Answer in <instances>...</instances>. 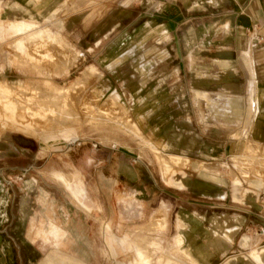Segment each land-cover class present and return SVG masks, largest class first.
<instances>
[{
    "label": "rangeland",
    "instance_id": "374dc122",
    "mask_svg": "<svg viewBox=\"0 0 264 264\" xmlns=\"http://www.w3.org/2000/svg\"><path fill=\"white\" fill-rule=\"evenodd\" d=\"M16 1L0 0V22L9 35L0 43V157H12L0 161V180L12 196L11 225L7 231V225L0 226V235L15 250L10 256L0 243V264H41L49 252L40 242L25 241L29 220L43 192L48 193L60 223L72 234L75 244L71 249L86 264H151L149 243L137 247L134 242L132 246L124 235L137 230L140 236L160 239L165 249L173 245L172 238L178 232L174 227L176 210L171 211L170 227L164 233L142 229L158 211L150 208L175 200L166 192L182 197L176 188L164 183L158 153L167 159L187 160L172 167L169 175L191 179L187 189L194 194H186V199L245 208L232 200L231 177L236 185L241 183L235 169L239 165L245 188L251 187L264 206V187L257 184L264 183V161L238 164L231 160L230 149L223 161L203 157L205 151L178 149L192 139L202 141V133L207 142L216 136L222 138L210 128L220 126L218 121L225 122L227 115L207 107V100H216L218 110L224 111L226 98L220 102L215 98V87L200 86L201 78L221 77L216 51L222 46L217 40L222 38L208 37L207 23L201 18L215 12L204 0H45L15 13L11 7ZM10 23L23 31L14 32ZM64 61L72 63L58 76ZM93 68L100 76L86 77ZM136 75H140L141 84ZM57 90L64 97L54 100L53 115L48 95ZM199 92L204 95L199 96L202 116L197 109L192 116L190 109L180 113L178 107L183 110L190 100L196 103ZM43 95L48 100L41 98ZM55 116L66 122L54 123ZM92 116L104 120L96 121ZM174 143L177 149L169 150ZM107 152H111V159ZM121 155L125 161H118ZM250 155L264 158L260 149L250 151ZM204 164H223L224 168L218 171L212 167L216 169L209 173ZM77 170L96 208L91 215L81 211L52 178L54 172L69 176ZM219 192H227L228 197L219 200L215 196ZM260 215L264 217V212ZM188 230L185 225L181 233ZM226 234L218 227L204 233L202 245L206 239L215 248L212 263L264 264L263 223L240 228V235L251 239L241 248L236 241L227 244ZM14 235L21 242L10 238ZM28 246L31 252L25 254Z\"/></svg>",
    "mask_w": 264,
    "mask_h": 264
},
{
    "label": "crops",
    "instance_id": "0c3cea01",
    "mask_svg": "<svg viewBox=\"0 0 264 264\" xmlns=\"http://www.w3.org/2000/svg\"><path fill=\"white\" fill-rule=\"evenodd\" d=\"M43 1L45 0H17L14 3V7L11 8L16 13V10L26 9L25 6L29 4L41 5ZM204 1L206 6L211 8L212 12H215V14H207L201 18V20H205L207 23L205 28L207 29L208 37L222 38V40H217L222 46L216 51V58H218L217 74L220 73L221 77L216 76V78L209 81L201 78L199 79L200 82L202 81L200 86L210 85L211 87H215V98L219 99L220 102H224L226 98L227 107L224 108V111L218 110V102L216 100H207V107L216 111L217 114L225 112L227 115L225 122L218 121L220 126L210 128L216 135L223 136L222 138L216 136L214 140L207 142L204 141L205 135L202 136L203 133L201 132L200 137L202 141L200 139H192V142H185L184 146L179 145L178 149L183 151H205L202 156H210L215 161H223L225 151L230 149L231 160L238 162V164L241 161H264L262 160L264 158L255 159L250 155V151L257 149L262 150L264 153V0ZM23 12L25 13V10ZM168 21L169 23L173 22L170 19ZM2 23L4 24V22ZM173 24L175 23L173 22ZM2 26L0 22V43L9 36L8 32ZM71 63V61L62 62L56 74L61 76L63 71L70 67ZM253 88L256 92V106L253 105ZM199 96L204 98L202 92H199L196 103L190 100V103H187L183 110L179 106L180 113H186L190 109L191 115L197 109L196 112L198 115L202 116L201 110L198 108L201 103ZM180 113H176L175 116H180ZM205 116L207 114L203 112V118L206 122ZM206 127L209 128L210 125L206 124ZM251 143H253V146H251ZM170 146L169 150L172 148L177 149L175 143L173 146L170 144ZM114 148L116 147H112V149ZM107 154L111 159V152H107ZM190 154L192 153L189 152ZM171 155L189 158L184 154L172 153ZM8 158L10 159L12 157ZM8 158L6 157V159ZM173 158L175 157L163 159L171 161ZM6 159L0 157V161ZM125 160L126 157L121 155L118 161ZM208 165L211 168L218 167V171L220 168H224L223 164ZM172 167L170 166V171ZM237 167L235 169H237L239 175H236L241 183L236 185L233 176L231 177L232 200L234 203L244 204L242 206L245 208L228 207L227 205V207H216L214 205H208V203L192 202L185 198L186 194H194L190 189H187L190 185L189 180L191 179H180L177 175L173 177L168 176L169 178L167 180L160 169L164 183L169 187L176 188L174 190L180 192L181 195L179 196L184 198L178 197L177 194L179 193L166 192L170 198H174L176 201H163L162 206L161 202H158L157 205L159 206L157 208H150L154 212L158 211L155 213L149 225L142 229L147 232L164 233L170 227L169 217L171 211L176 210L178 218L177 220L175 219L174 227L178 232L172 238V247L165 249L160 239H150L146 236H140L137 230L126 232L124 238L130 241L132 246H134V242L137 247L144 242L149 243L151 264H219L212 263L211 261L215 257V248L210 246L206 239L205 245H202L204 241L202 238L205 232L211 229L214 230L217 227L221 228L222 231L226 230L228 234H226L227 240L224 239L225 242L227 244H234V241H236L237 246L241 248V244L245 240L248 241L249 245L251 239L245 234L241 236L240 228L250 224L255 225V223L264 224V217L260 215L264 212V206L260 205L257 199V193L251 187L245 188L244 183L246 184V181L240 173V166L238 165ZM204 171L214 173L211 172L212 170ZM52 178L65 188L81 211L87 215H91L96 210L88 197L83 177L78 170L69 176L62 172H54ZM257 184L258 186L264 187V183L258 182ZM241 188L244 189L241 191ZM215 196L219 200H225L228 194L227 192H219ZM11 199V194L5 192L0 180V226L7 225L5 231L11 225ZM179 200L180 202H178ZM37 204L38 207L28 223L25 241L31 242L32 244L40 242L43 247L49 249L41 264H64L65 260L68 264H86L71 249L72 245L75 244L72 234L57 218L53 205L48 202L47 192H43L38 197ZM196 206L198 207L196 208ZM147 209L148 204L145 203L144 210ZM97 210H100V208H97ZM121 221L123 220L121 219ZM18 224L20 225L21 221ZM185 225L189 226V230L182 234L181 230ZM120 228H122L121 224L119 225ZM14 236L10 238L12 240L17 238L21 242V239L17 235ZM3 239L4 237L0 235L3 252L14 256L15 250L13 246L7 240L4 242ZM198 245L200 246V250L196 251L195 248ZM24 252L25 254L31 252L29 246L25 247Z\"/></svg>",
    "mask_w": 264,
    "mask_h": 264
},
{
    "label": "bare ground",
    "instance_id": "6f19581e",
    "mask_svg": "<svg viewBox=\"0 0 264 264\" xmlns=\"http://www.w3.org/2000/svg\"><path fill=\"white\" fill-rule=\"evenodd\" d=\"M9 27H10V29H12L14 32H22L23 31V29H22V27L21 26H19V25H17V24H15V23H10V25H9ZM249 54V53H248ZM249 56V55H248ZM248 58H250V57H248ZM251 60V59H250ZM249 60V61H250ZM252 61V60H251ZM144 69H146V67H144ZM100 76V73H98L94 68L93 69H90L89 71H87L86 72V77H88V78H95V77H99ZM138 78V84H141V80H140V75H136ZM104 86L105 87H108V84L105 82L104 83ZM128 86V85H127ZM255 88V87H254ZM257 88V87H256ZM38 90H40V89H38ZM52 90H53V88H52ZM257 91V90H256ZM60 92H62V91H60ZM60 92H58V90H57V94H58V96L56 95V93L54 94L55 95V98L54 97H52V96H54V95H48V99H50V98H52L50 101H52L50 104H48L47 103V107L48 108H50V106L52 107V109L51 110H49V111H51L50 112V114H53L54 115V100L56 99V101H57V99H59V98H63L62 97V95H63V93L61 94ZM128 92V91H127ZM4 94L6 93V91H4L3 92ZM38 93H40L39 91H38ZM52 93V92H51ZM50 93V94H51ZM129 93V92H128ZM255 89H254V97H253V100H254V102H255V105H257V102H256V100H255ZM1 94V93H0ZM44 94V93H43ZM60 94V95H59ZM1 96V95H0ZM44 96H46V95H43V97H41V98H44ZM45 99V98H44ZM46 99H47V96H46ZM47 99V100H48ZM31 100V99H30ZM42 100V99H41ZM110 103H112V102H110ZM110 103H109V107L111 106L110 105ZM22 104H24V103H22ZM53 104V105H52ZM14 105V104H13ZM50 105V106H49ZM46 106V105H45ZM107 106V107H108ZM13 107V106H12ZM24 107H26V108H30V107H28V106H24ZM9 108V107H8ZM24 109V108H23ZM30 109H32V108H30ZM11 110V109H10ZM34 110V109H33ZM14 111H16L15 110V108L11 111V112H14ZM37 113V112H36ZM32 115V114H31ZM34 115V114H33ZM42 115V114H41ZM38 116V115H37ZM36 117V116H35ZM57 117L55 116L54 117V119H53V122L55 123H57L58 125L60 124H64L63 122H66V121H64V120H61V119H59V118H57ZM91 119V118H90ZM89 119V120H90ZM92 119L93 120H96V121H100V120H104V118H102L101 116H96L95 118L92 116ZM34 121V120H33ZM91 122V121H90ZM56 124V125H57ZM133 132H134V130H133ZM135 132H136V130H135ZM135 134H137V133H135ZM246 137H247V135H246ZM246 139V138H245ZM252 141V140H251ZM145 142V141H144ZM248 142V141H247ZM252 145L251 146H253V143H251ZM247 145H250V144H247ZM247 147V146H246ZM250 147V146H249ZM247 149V148H246ZM248 150V149H247ZM249 150H251V149H249ZM246 152H249V151H246ZM157 155V154H156ZM158 158H159V161H160V165H161V168H162V172H163V174H164V176H165V178L168 180V176L170 175V166L172 167V166H175V167H177V166H179V165H181V164H183L184 165V163H186L185 161H187V160H185V159H182V158H179V157H175V158H173L171 161H166V160H164L163 158V156H162V154H160V153H158ZM186 166V165H185ZM204 169L205 170H212V171H215V169L216 168H211V167H208V165H205L204 164ZM172 173V172H171ZM262 179V178H261ZM170 183H172L171 181H170ZM258 255V254H257Z\"/></svg>",
    "mask_w": 264,
    "mask_h": 264
}]
</instances>
